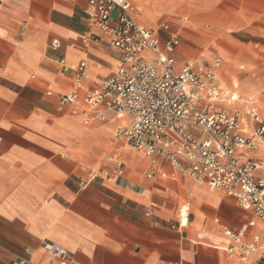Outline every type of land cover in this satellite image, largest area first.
Segmentation results:
<instances>
[{"label":"crops","instance_id":"1","mask_svg":"<svg viewBox=\"0 0 264 264\" xmlns=\"http://www.w3.org/2000/svg\"><path fill=\"white\" fill-rule=\"evenodd\" d=\"M131 1L162 41L169 37L162 24L179 33L176 67L188 59L208 63L222 49L213 47L209 58L182 47L191 27L187 14L197 24L211 23V31L264 47V0ZM88 2L0 0V264H60L45 244L63 248L66 264H245L227 253L232 241L224 230L238 231L252 213L163 159L116 141L117 122L87 126L78 106L60 107L74 82L72 72L61 75L60 59L87 61L90 87L119 65L106 39H89L98 31L88 23ZM204 41L198 44L208 48ZM221 87L239 95L234 86ZM115 152L123 158L122 174L92 179L91 171L112 170L108 157ZM183 211L187 225L179 226Z\"/></svg>","mask_w":264,"mask_h":264},{"label":"built area","instance_id":"2","mask_svg":"<svg viewBox=\"0 0 264 264\" xmlns=\"http://www.w3.org/2000/svg\"><path fill=\"white\" fill-rule=\"evenodd\" d=\"M85 14L98 31L89 34V39H106L119 54V65L90 87L87 61L69 65L60 59L61 75H74L73 89L61 96L60 107L78 106L87 126L117 122L116 141L146 157L161 158L182 176L234 198L254 218L238 231L224 230L232 241L226 251L242 263L264 264V159L260 154L264 118L254 102L244 103L222 89L219 70L223 60L218 54L208 63L188 59L176 67L173 54L179 33L162 24L169 32L162 41L156 31L140 22L141 13L131 0H89ZM59 46V41L53 42V47ZM108 160L112 170L91 171L92 179L122 174L121 153L115 152ZM153 175L151 171L147 177ZM150 214L148 210L146 215ZM187 218L183 211L179 226H186ZM44 246L52 259L66 264L63 248ZM47 264H53L52 260Z\"/></svg>","mask_w":264,"mask_h":264},{"label":"rangeland","instance_id":"3","mask_svg":"<svg viewBox=\"0 0 264 264\" xmlns=\"http://www.w3.org/2000/svg\"><path fill=\"white\" fill-rule=\"evenodd\" d=\"M187 15L189 16L188 24L191 27L189 31L183 35L185 38H183L181 46L184 48H192L190 51H192L191 54L193 57L198 56L202 52H205L206 56L208 57L210 55L209 52L213 50V47L215 49L222 47L221 50H215L218 54H220L223 60V67L221 66L223 75L221 82L222 86L226 90H233V80L235 78L240 83V88L236 87L239 91V94L255 96V99H257V102L259 103V106L258 103H255V106H258L261 113L263 114L261 96H259V93H264V47H259L256 49L253 46H248L247 43L237 38L239 36L238 34L232 35L234 38L232 39L229 36V33H216L211 31V23L202 22L197 24L191 15ZM199 25L202 29L198 27ZM206 25H210V28H205ZM201 37L205 39L204 42L208 48L206 46L202 47L200 44H198V40H200ZM223 47L230 48L235 54V58L238 60L236 61L234 59L233 53L229 49ZM227 51L231 55L230 59H227L225 55H223ZM232 63L235 64L229 66ZM228 69L232 72V74H228ZM251 77H256V80L250 79ZM247 264H250V262Z\"/></svg>","mask_w":264,"mask_h":264},{"label":"bare ground","instance_id":"4","mask_svg":"<svg viewBox=\"0 0 264 264\" xmlns=\"http://www.w3.org/2000/svg\"><path fill=\"white\" fill-rule=\"evenodd\" d=\"M239 46V45H238ZM221 50V49H220ZM223 52V51H222ZM215 55V54H214ZM223 55H225V57L227 58V59H230L231 58V55H230V53H228V51L227 52H225ZM213 57V56H212ZM200 61V60H199ZM230 64V63H229ZM230 66V65H229ZM230 69V68H229ZM228 69V74H232V72L230 71ZM226 75V74H225ZM232 77V76H231ZM233 86L234 87H237V88H240V83L234 78V80H233ZM235 92V91H234ZM230 93V92H229ZM239 94V93H238ZM240 95V94H239ZM238 95V96H239ZM259 96H261V103H262V110H263V114H264V93L263 92H260L259 93ZM239 98H241L243 101H244V103H250V101H254L255 100V103H258L257 102V99H255L256 97H254V96H239ZM247 98H249V99H247ZM247 99V100H246ZM258 106H259V103H258ZM259 110H260V108H259ZM263 151H264V148H263ZM263 154H264V152H263ZM264 156V155H263ZM213 191V190H212ZM183 223H187L186 222V220H184L183 221ZM187 225V224H186Z\"/></svg>","mask_w":264,"mask_h":264}]
</instances>
